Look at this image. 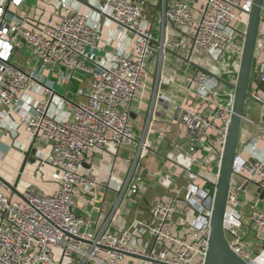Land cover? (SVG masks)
<instances>
[{"label":"built area","instance_id":"built-area-1","mask_svg":"<svg viewBox=\"0 0 264 264\" xmlns=\"http://www.w3.org/2000/svg\"><path fill=\"white\" fill-rule=\"evenodd\" d=\"M23 1L0 3V105L6 114L20 115L31 147L38 146L37 150L40 146L47 147L36 158L32 178L46 181L49 177L56 187L42 192L20 179L13 183L20 196L0 180V264H63L64 260H69V264H204L217 178L206 179L205 185L190 182L183 197L158 196L150 208V219L140 222L135 229L116 223L118 206L101 227L87 233L82 228L91 227V222L76 213L82 187L95 184L83 172L91 152L103 151L113 143L118 147L137 146V158H141L152 149L147 139L137 140L130 110L146 84L155 52L145 0H102L98 5L104 19L137 36L133 53L118 52L113 64L104 63L98 55L103 25L91 24L88 11L73 7L68 0H58L57 22L48 18L27 27L26 19L7 21V15H12L10 7H19ZM252 3V0H205L198 19L189 2L175 0L161 19L163 32L158 43L161 56L192 47L216 53L218 59L226 62L228 72L236 66L239 69L244 39L235 21L241 16L248 19ZM167 24L177 32L170 31ZM13 34L26 41L35 66H24L14 60L17 45L12 42ZM37 67L40 72L51 68L83 73L88 88L80 89L76 96L85 95L86 100L71 97L69 92L59 95L52 83L47 82L43 84L41 101L34 106L21 103V95L40 82ZM217 76L203 67L187 75V92L197 105L181 107L177 116V121L187 129L190 157L189 164L179 166L197 177L194 167L207 166L204 159L209 158L219 170L233 113V97L224 102L218 95ZM260 79L264 81V64ZM254 96L264 101L259 94ZM168 98L161 95L163 100ZM60 105L68 107L66 114L60 112ZM204 151L202 157L196 155ZM164 172L171 180L174 171ZM240 175L253 178L264 191V157L253 159L237 154L224 218L233 251L248 264H264V253H254L239 231ZM132 178L131 173L124 188L137 196L143 188V177ZM249 206L252 225L264 233V212L256 204ZM57 250L62 258L60 263L55 259Z\"/></svg>","mask_w":264,"mask_h":264},{"label":"crops","instance_id":"crops-1","mask_svg":"<svg viewBox=\"0 0 264 264\" xmlns=\"http://www.w3.org/2000/svg\"><path fill=\"white\" fill-rule=\"evenodd\" d=\"M3 0H0V3ZM78 9L90 13V23L103 25L104 36L98 50L100 59L106 64H113L116 54L123 52L132 54L137 36L110 19H104L98 9L102 0H68ZM175 0H145V7L150 15V28L155 38V52L149 63V73L144 88L133 101L130 110L135 126L137 140L147 139L152 149L146 151L141 158H137V146L118 147L109 143L103 151H93L84 163L83 172L94 181L93 186L82 187L77 196L76 213L78 216L91 222V227H83L82 232L87 233L101 227L118 206L116 223L120 226L135 229L142 221L151 217L150 208L158 196L178 197L185 196V189L179 187L178 181L206 183L202 170L213 167L209 158L204 159L207 166H196L198 177L188 174L183 167L190 163L188 155L187 129L177 121L180 108L197 105V101L189 95L186 86V77L195 73L199 67H204L198 59L202 56L199 49L176 50L166 52L163 56L159 50V40L162 38L163 24L161 22L164 10ZM195 9L196 18L200 19L205 0H184ZM58 0H24L19 7H10L11 16L6 20L26 19V26L31 27L42 23L48 18L54 22L59 20L57 10ZM15 17V18H13ZM245 17L241 16L235 21L238 31L243 34ZM168 29L177 32L172 25L167 24ZM264 23L261 24L255 60L252 72L251 92L264 98V81H261V71L264 64ZM12 42L16 44L14 60L24 66H35L30 58V49L21 35H12ZM191 57L186 61L182 57ZM40 82H35L22 95L21 103L31 106L36 105L44 98L43 84L50 82L59 95L70 93L71 97L86 100L85 95L76 96L80 89L87 90L88 79L81 72H72L67 69L53 70L45 68L41 72L36 69ZM227 83L219 80V87L223 83L233 89L230 84L237 79L236 67L228 72L225 69ZM219 75V74H217ZM233 91V90H232ZM73 94L75 96H73ZM234 92L231 93L232 99ZM161 95L169 97V100L161 99ZM61 113L66 114L68 107L60 105ZM13 126V128H10ZM146 134V137H145ZM29 134L22 125L18 113L6 114L0 105V175L11 183L21 179L24 184L38 187L42 192L53 191L56 187L49 177L46 181L34 180L37 160L30 161L27 152L31 148ZM181 147H178V146ZM181 148V149H180ZM182 149L186 153L182 152ZM47 147H39L36 153L41 155ZM161 154L169 157L165 158ZM206 154L197 152L198 157ZM238 154L245 158L264 157V105L255 99H249L244 112V123L240 137ZM139 165L143 166L138 171ZM165 169L173 170L172 179L166 177ZM132 180L137 176L143 177V188L137 196L130 195L129 189L124 188L130 174ZM145 175V176H143ZM239 184V207L241 216L239 226L240 234L244 237L248 247L254 253H264V233L258 232L251 223L250 206L256 204L264 212V197L253 178L247 175L237 177ZM56 262L62 258L57 250ZM63 264H69L64 260Z\"/></svg>","mask_w":264,"mask_h":264},{"label":"water","instance_id":"water-1","mask_svg":"<svg viewBox=\"0 0 264 264\" xmlns=\"http://www.w3.org/2000/svg\"><path fill=\"white\" fill-rule=\"evenodd\" d=\"M79 1L86 3L83 0ZM252 2V9L248 15L246 30L243 33L244 44L237 79L235 83L230 84L234 91L233 113L230 119L224 150L221 156L217 181L214 184L215 191L213 198L211 230L204 264H248L231 248L225 232L224 218L227 208L229 188L234 174L235 160L239 149L247 101L249 99H255L264 105V101L257 99L250 90L253 80L252 72L260 27L261 24L264 23V0H252ZM180 57L186 61H191L189 57ZM218 79L227 83L220 77H218ZM37 147L38 146L31 147L27 152V157L30 161L36 160L35 156L37 153ZM182 152L186 153L184 149H182ZM161 155L170 159L163 154ZM142 169L143 166L139 165L138 171H141ZM0 180L18 195L22 196L17 191L13 183L7 181L1 175ZM259 190L261 195L264 197V191L261 189Z\"/></svg>","mask_w":264,"mask_h":264},{"label":"rangeland","instance_id":"rangeland-1","mask_svg":"<svg viewBox=\"0 0 264 264\" xmlns=\"http://www.w3.org/2000/svg\"><path fill=\"white\" fill-rule=\"evenodd\" d=\"M244 20V30H243V33L245 32L246 30V25H247V19H243ZM262 35H264V33H262ZM241 39H244V36L241 37ZM202 53V56L200 57V59H198V61L203 64V68L211 71V72H214L216 74H219L218 76H222L224 78H226L225 74H223L225 72V66H226V62L224 60H220L218 59L216 53H207V52H201ZM235 68V67H234ZM238 74V69H237V66H236V75ZM236 80V79H235ZM233 90V89H232ZM230 91L229 92V88H227V86L225 84H221L220 87H219V91H218V95L220 97V99H222L224 102H230L231 100V93L234 92V91ZM73 96H75L73 94ZM217 166L214 165L213 167H210L209 169L207 170H202V173H203V177H206L212 181H216V178H217ZM179 183V187L183 190L186 188L187 186V182L183 179H180L178 181ZM198 185H205V183L203 184V182H197Z\"/></svg>","mask_w":264,"mask_h":264},{"label":"trees","instance_id":"trees-1","mask_svg":"<svg viewBox=\"0 0 264 264\" xmlns=\"http://www.w3.org/2000/svg\"><path fill=\"white\" fill-rule=\"evenodd\" d=\"M207 185H208L209 187L213 188V184L208 183Z\"/></svg>","mask_w":264,"mask_h":264}]
</instances>
